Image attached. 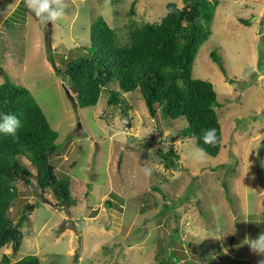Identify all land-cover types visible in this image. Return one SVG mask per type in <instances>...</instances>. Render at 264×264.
<instances>
[{"label": "rangeland", "instance_id": "374dc122", "mask_svg": "<svg viewBox=\"0 0 264 264\" xmlns=\"http://www.w3.org/2000/svg\"><path fill=\"white\" fill-rule=\"evenodd\" d=\"M62 2V15L42 23L25 0H0V85L8 77L29 89L58 132L60 151L51 162L59 180L71 177L76 205H60L58 185L44 192L33 178L5 181L18 190L9 218L25 220L20 250L10 243L0 261L34 255L42 264H258L264 257L245 239L264 232V0H221L197 53L192 76L214 85L223 130L219 156L199 159L196 139L179 135L185 118H165L159 108L152 118L139 90L122 92V101L110 105L117 84L104 89L96 106L81 108L50 60L64 72L91 44L100 16L128 45L133 26L159 23L169 3H184ZM171 146L177 169H167L159 155ZM31 158L23 162L35 174ZM29 205L34 209L27 211Z\"/></svg>", "mask_w": 264, "mask_h": 264}, {"label": "trees", "instance_id": "16d2710c", "mask_svg": "<svg viewBox=\"0 0 264 264\" xmlns=\"http://www.w3.org/2000/svg\"><path fill=\"white\" fill-rule=\"evenodd\" d=\"M179 1L184 7L169 3L161 22L133 26L128 45L119 44L115 30L100 16L91 26V44L82 47L83 53L72 59L64 72L57 68L53 56L50 60L69 80L79 107L96 106L104 89L111 84H117L119 90L111 92L110 105L122 101V92L139 90L152 118H156L158 108L165 118L173 121L185 118L188 126L179 135L194 137L198 148H203L211 157H218L223 148V130L217 114L221 103L214 85L194 79L192 74L197 53L212 34L213 18L221 0ZM240 21L250 24L249 20ZM211 58L227 77L221 57L212 52ZM0 112L15 114L20 120L15 136L0 133V250L13 243L19 251L22 244L19 230L25 218L16 224L9 218L18 190L5 181L30 184L33 178L44 192L58 185L55 193L61 206L71 207L76 201L72 197L71 177L59 180L51 162L60 151L59 134L30 90L6 77L0 85ZM208 128L216 129L214 144H205L202 140V132ZM29 154L35 174L23 162ZM159 155L167 169L178 168L179 155L174 146L166 152L159 151ZM0 264L42 263L34 255L15 262L4 255Z\"/></svg>", "mask_w": 264, "mask_h": 264}, {"label": "clouds", "instance_id": "9594fccd", "mask_svg": "<svg viewBox=\"0 0 264 264\" xmlns=\"http://www.w3.org/2000/svg\"><path fill=\"white\" fill-rule=\"evenodd\" d=\"M25 5L30 9L42 23L52 21L53 23L63 13L62 0H25ZM20 127L19 118L12 113L0 112V133L15 136L17 129ZM202 140L205 144H214L217 141L216 129L208 128L202 132ZM205 151L203 148H197L195 157L203 158ZM151 170L146 168V173L150 174ZM245 243L250 247L253 253L264 257V232H261L256 238H246ZM258 264H264V259H260Z\"/></svg>", "mask_w": 264, "mask_h": 264}, {"label": "water", "instance_id": "95a60500", "mask_svg": "<svg viewBox=\"0 0 264 264\" xmlns=\"http://www.w3.org/2000/svg\"><path fill=\"white\" fill-rule=\"evenodd\" d=\"M67 94L69 95V97L71 98V100H72V102L73 103H76L75 102V98L71 95V93H70V91L67 89ZM34 209V206H32V205H29L27 208H26V210L27 211H30V210H33ZM64 230V228L61 230V232Z\"/></svg>", "mask_w": 264, "mask_h": 264}]
</instances>
